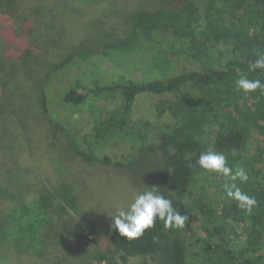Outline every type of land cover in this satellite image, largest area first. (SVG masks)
<instances>
[{
  "label": "trees",
  "instance_id": "16d2710c",
  "mask_svg": "<svg viewBox=\"0 0 264 264\" xmlns=\"http://www.w3.org/2000/svg\"><path fill=\"white\" fill-rule=\"evenodd\" d=\"M261 55L264 0H0V264H264V94L235 88L264 82ZM147 93L169 122L134 118ZM121 142L139 154L114 161ZM206 149L245 167L251 214L196 164ZM117 175L155 186L185 227L128 239L89 216Z\"/></svg>",
  "mask_w": 264,
  "mask_h": 264
},
{
  "label": "clouds",
  "instance_id": "9594fccd",
  "mask_svg": "<svg viewBox=\"0 0 264 264\" xmlns=\"http://www.w3.org/2000/svg\"><path fill=\"white\" fill-rule=\"evenodd\" d=\"M251 71H264V55L248 62ZM235 88L245 94L260 90L264 94V82L260 79H249L247 75H240L235 80ZM196 164L208 173H216L228 178L223 184L224 192L228 198L236 201L237 207L247 214H251L257 205L255 196L249 195L238 185L249 180V174L241 165L231 166L228 157L214 149L201 152ZM111 227L116 229L121 236L128 239H137L144 232L155 226L157 220L163 222L167 229H183L189 217L166 195L159 192L155 186L134 194L126 204L118 203L115 212L110 215Z\"/></svg>",
  "mask_w": 264,
  "mask_h": 264
},
{
  "label": "rangeland",
  "instance_id": "374dc122",
  "mask_svg": "<svg viewBox=\"0 0 264 264\" xmlns=\"http://www.w3.org/2000/svg\"><path fill=\"white\" fill-rule=\"evenodd\" d=\"M118 71H121L120 68H118ZM75 74L77 75V73H74L72 74V77H74ZM163 98L165 97L148 93L140 95L134 108V118L138 120H150L156 125H162L169 122L171 120V115L168 111L161 108L164 105ZM52 107L53 114L56 115L55 117L58 120L67 125H72L74 129L81 130L82 133L86 134L91 132L92 120L94 119L91 113L62 105L56 101L55 98L52 100ZM105 153L111 156L114 161H126L129 158H135L139 154V151L134 150L130 143L121 142L111 143L106 146ZM115 177L118 178L115 181V188L111 187L110 190L107 188L103 189L102 192L100 191L102 194L100 195V198L96 200L99 201H94L96 204V210L88 214L98 220L100 219L101 222L111 221L112 218L110 215L114 214L115 206L118 203H128L131 197L138 193L137 189L132 188L133 186H131V183H129L127 178H119V175ZM134 263L135 262L133 261L131 264Z\"/></svg>",
  "mask_w": 264,
  "mask_h": 264
},
{
  "label": "built area",
  "instance_id": "2783aa9c",
  "mask_svg": "<svg viewBox=\"0 0 264 264\" xmlns=\"http://www.w3.org/2000/svg\"><path fill=\"white\" fill-rule=\"evenodd\" d=\"M104 264H107V263H104Z\"/></svg>",
  "mask_w": 264,
  "mask_h": 264
}]
</instances>
